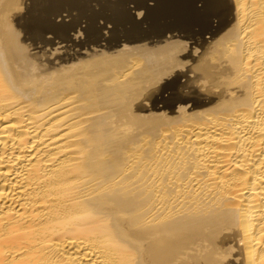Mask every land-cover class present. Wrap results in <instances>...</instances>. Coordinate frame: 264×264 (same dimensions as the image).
<instances>
[{
    "label": "bare ground",
    "instance_id": "1",
    "mask_svg": "<svg viewBox=\"0 0 264 264\" xmlns=\"http://www.w3.org/2000/svg\"><path fill=\"white\" fill-rule=\"evenodd\" d=\"M0 264H264V0H0Z\"/></svg>",
    "mask_w": 264,
    "mask_h": 264
}]
</instances>
